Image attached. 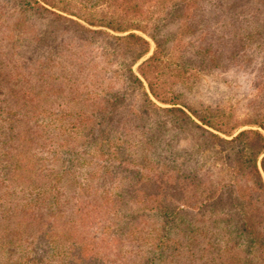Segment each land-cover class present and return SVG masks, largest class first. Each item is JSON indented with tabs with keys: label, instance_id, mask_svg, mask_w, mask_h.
Here are the masks:
<instances>
[{
	"label": "trees",
	"instance_id": "trees-1",
	"mask_svg": "<svg viewBox=\"0 0 264 264\" xmlns=\"http://www.w3.org/2000/svg\"><path fill=\"white\" fill-rule=\"evenodd\" d=\"M84 1L0 6L30 25L17 22L18 34L0 50V81L13 85L0 92V218L8 214L13 222L19 210L16 226L28 231L35 222L46 225L44 217L59 205L53 225L72 224L66 249L24 250L23 264H264V0ZM98 2L113 7L98 10ZM145 3L164 12L154 13L151 27L143 23ZM222 15L227 19L217 21ZM37 18L107 38L103 53L112 62L108 71L119 72L117 84L107 76L102 88L96 67L98 84L81 90L75 76L86 75L103 53L71 69L61 56L66 29L39 28ZM208 22L227 31L213 30L218 44L200 46L193 66L168 56L169 23L195 33ZM226 48L230 61L252 63L250 48L262 57L259 105L244 118L185 98L197 83L193 71L224 66ZM13 51L27 54L12 65ZM101 69L103 79L107 68ZM55 70L72 75L63 88L55 87ZM63 105L73 106L66 121ZM67 129L82 132L81 150L52 142L51 132Z\"/></svg>",
	"mask_w": 264,
	"mask_h": 264
},
{
	"label": "rangeland",
	"instance_id": "rangeland-1",
	"mask_svg": "<svg viewBox=\"0 0 264 264\" xmlns=\"http://www.w3.org/2000/svg\"><path fill=\"white\" fill-rule=\"evenodd\" d=\"M145 1V0H144ZM4 2H7V0H0V6L4 4ZM72 2H78V0H72ZM84 2L90 3L88 0H85ZM100 2V1H99ZM96 8L98 10H110L113 6H109L106 2L99 3ZM148 4L151 3H145V8H143L142 16L145 21H143L144 24L147 25V27H151L153 25V18L154 16L160 12V14H163L164 12L160 11V7H156V9L152 6H149ZM89 5V4H87ZM89 8V7H88ZM110 8V9H109ZM155 9V10H154ZM8 7L4 10L0 7V50L2 48H7L8 45H11L12 41L11 38L14 35L18 34V31L16 30V24L17 22L30 26L27 20H24V18H21L18 16V13L16 11H12L10 9L8 11ZM153 10L155 12H153ZM152 13V15H151ZM155 13V15H154ZM73 18H77L75 15H70ZM79 19V18H77ZM223 19H227V15H222L218 18L217 21ZM39 21V28L42 29H50L52 25L47 26L46 24H57L60 25L59 28H57L60 32H64L66 29V32L64 37V50L61 51V56L64 58L65 63L72 64L71 67H68V69H75V67H81L82 63L86 64L91 60V56H96L97 58L99 55L101 56V53H103L104 49L106 48V44L108 43L107 38H105L102 35H92L86 31H83L79 27H73L68 25H62L60 22L57 21H51L50 19H41L37 18ZM81 20V19H79ZM82 21V20H81ZM85 23V22H83ZM44 24V25H43ZM86 24V23H85ZM208 25H205L204 27L196 29L195 33H192L191 31L184 32L182 29V25L179 26L177 23L168 24L165 29H163V38H166V50L168 56L172 60H181V59H187L192 62L191 66L195 64L197 58H198V49L200 46H204L207 42H213L215 44H218L215 37L212 36V32L217 31L219 34L227 31L223 29L219 31V23L213 22L207 23ZM214 24L216 26H214ZM62 25V26H61ZM88 26V24H86ZM98 27V26H97ZM95 26V28H97ZM77 28V29H76ZM104 28V27H103ZM23 30L28 31L25 27H22ZM64 29V30H62ZM76 29V30H75ZM109 30V29H108ZM110 31V30H109ZM69 32V33H68ZM137 32L144 35L146 38L151 40L152 47H154V43L152 41V38L149 34H146L142 31L137 30ZM62 39V38H61ZM18 45L15 47L17 48ZM7 50V49H6ZM5 50V51H6ZM4 51V52H5ZM152 49L150 50L149 54L151 53ZM248 54L251 56H254L255 61L252 63H248L245 60L241 61V59H235L231 60L228 58V55L230 54L229 51H227V48L225 50V63L224 66L219 67L214 70H201L198 72V70L193 71V75L197 79V83H195V86L193 89H191L189 92H186L185 98L187 102H189L194 107H201L205 105H210L212 107H222L226 108L228 110H233L237 116L240 118H244L247 116V114L251 113L252 109L255 107H258V91L255 87V83L257 82V78L259 77L260 72V62L262 60L261 54L254 50V48H250L248 51ZM60 53V52H59ZM22 56L24 52H20ZM18 53H15L14 51L11 52V55H9L10 60L12 61L11 64L15 65L16 62H14L15 59H18L21 55ZM105 52L102 54V57L99 59V64L94 61V63H90V67L87 69V74H82L80 76H75L78 86H80V89L83 90L82 85L86 82H90L92 85H97V75L98 72H96V67L100 70V80L102 81V88L108 87V82L110 78L112 77L114 84H117L116 77L119 75V72L116 70L108 71V65H110V62L108 60V57L104 55ZM3 56V54H2ZM146 57L141 58L136 62L134 67H136L140 62H142ZM228 58V59H226ZM94 59V58H93ZM96 60V59H94ZM240 60V61H239ZM5 62V60L1 61V55H0V67H3L2 64ZM59 66V65H58ZM58 66H55L57 69ZM91 66H94V68L91 69ZM101 67H106L107 72L105 74V77L102 79L103 70ZM56 71V70H55ZM58 71V70H57ZM54 72L53 71V77L56 76L55 80L53 78V81L56 82L55 87L63 88L66 85V82H68V78L72 75H66V73L61 72ZM94 72L92 75L90 73ZM1 74V72H0ZM75 74V73H74ZM108 76V77H107ZM194 77V78H195ZM58 78V79H57ZM74 78V77H73ZM72 78V79H73ZM193 78V79H194ZM70 80V78H69ZM19 83V81H18ZM104 83V84H103ZM111 85V84H110ZM109 85V86H110ZM89 86V85H87ZM12 79L10 80V85H6L0 81V92L2 93V89L6 88H12ZM16 88V87H15ZM90 88V86H89ZM137 101L140 99L138 95L135 96V99ZM45 104L44 100H41L38 102V105ZM47 105L51 103L46 102ZM52 104V103H51ZM56 103H53L55 105ZM67 104V103H66ZM162 104V103H161ZM50 106V105H49ZM66 110H63L62 114H66L61 120H67L70 117V113L73 111V106L71 108H67L66 105H63ZM261 107L264 108V99L262 100ZM53 110V109H52ZM59 110V109H56ZM50 114L51 118L58 121L55 116ZM5 115V114H4ZM3 117H6L8 115H5ZM2 116H0V121ZM55 121H53L52 124H50L51 128L50 131H53L56 129ZM251 127L249 125H243L241 128H248ZM256 127V126H253ZM58 131V129L56 130ZM51 138L52 142L55 141H62V146L64 148H68L70 145H74L76 149L81 150V144L80 140L82 139V132L80 130L74 129V130H66L64 131L63 135H56L57 132H51ZM59 138V139H57ZM1 141V138H0ZM58 209L54 206L52 209H50V217H58V211H59V205ZM17 215L21 216L24 214L23 212L17 211ZM15 216L16 213H14ZM8 214H2V218H0V264H23V252L24 250H35L38 248L39 252H56L61 251L63 249H66L65 243L66 235H68L69 227L72 225L70 224H62L61 220H57L54 225L50 219V217H44V220H46V225H42L41 223L35 222L34 224L28 225V231L26 229L21 230L19 229L17 224L18 217L13 216V222L10 218H8ZM61 219V218H59ZM18 220H20L18 218ZM23 222V221H21ZM44 222V221H43ZM41 230V231H40ZM42 230H46L49 232L48 235H42ZM74 230V229H73ZM74 232V231H73ZM97 233V231H95ZM83 233H81V236ZM97 235V234H96ZM75 240L77 243L80 240V235H78V232L74 233ZM73 236V237H74ZM79 244V243H78ZM51 252V253H52ZM59 258H55V261L57 262Z\"/></svg>",
	"mask_w": 264,
	"mask_h": 264
}]
</instances>
